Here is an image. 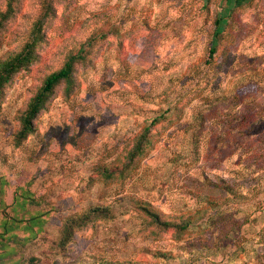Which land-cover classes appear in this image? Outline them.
<instances>
[{
	"label": "rangeland",
	"instance_id": "obj_1",
	"mask_svg": "<svg viewBox=\"0 0 264 264\" xmlns=\"http://www.w3.org/2000/svg\"><path fill=\"white\" fill-rule=\"evenodd\" d=\"M222 1L0 0V66L32 53L0 91V197L30 188L49 214L0 264H264V0Z\"/></svg>",
	"mask_w": 264,
	"mask_h": 264
},
{
	"label": "trees",
	"instance_id": "obj_2",
	"mask_svg": "<svg viewBox=\"0 0 264 264\" xmlns=\"http://www.w3.org/2000/svg\"><path fill=\"white\" fill-rule=\"evenodd\" d=\"M221 22L222 20L219 18L215 21V35L217 37H220L222 34V31H220ZM216 51L217 49L215 45H213V47L210 49V58L214 57ZM31 54L32 53L30 49H28L25 52H21L15 57L4 62L0 66V91L4 85L9 83L11 77L24 66L25 62L30 60ZM76 59L77 57L69 58V60H67L61 69L53 71L45 78L42 87L31 103L29 112L24 117L22 135H27L30 129H32L33 119L40 113L45 102L54 92L55 88L60 83L69 82L72 79L74 63ZM78 59L80 60V57H78ZM156 119L157 118L152 120V125L157 123ZM147 130L149 132L145 131L141 133L134 141L133 147L128 151L126 156V159L128 160L126 169L132 165L136 158L143 156L147 152L149 146L153 143V134H150L149 127ZM121 174V171L114 172L111 170V172L103 171L100 175L107 180H116V178L122 180ZM35 199L34 192L30 188L26 187L20 188L19 192L13 194L10 203H7L3 196L0 197V210L2 213V216H0V260L4 259L5 257L8 260L10 256L15 253L18 230L20 233H29V235L42 230L49 214L40 208L37 210V207H41L42 201H36ZM147 211L149 210L147 209ZM101 213L107 217L112 213V209L109 207L92 208L85 217L81 218V221L78 220L77 222L75 219L72 220V222L66 227L68 234L63 240L71 239L75 229H79L81 226L91 222L93 219L98 217V214ZM150 213L155 217L157 216V214L153 211H150ZM169 225L170 224L168 223L167 226ZM67 241L68 240H66V242ZM0 262L3 261L1 260Z\"/></svg>",
	"mask_w": 264,
	"mask_h": 264
},
{
	"label": "crops",
	"instance_id": "obj_3",
	"mask_svg": "<svg viewBox=\"0 0 264 264\" xmlns=\"http://www.w3.org/2000/svg\"><path fill=\"white\" fill-rule=\"evenodd\" d=\"M255 0H223V4L226 8V10H235L240 8L241 5L243 4H252Z\"/></svg>",
	"mask_w": 264,
	"mask_h": 264
}]
</instances>
